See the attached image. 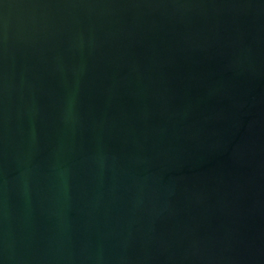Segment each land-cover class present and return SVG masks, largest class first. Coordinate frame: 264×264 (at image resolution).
I'll list each match as a JSON object with an SVG mask.
<instances>
[{
  "label": "water",
  "instance_id": "95a60500",
  "mask_svg": "<svg viewBox=\"0 0 264 264\" xmlns=\"http://www.w3.org/2000/svg\"><path fill=\"white\" fill-rule=\"evenodd\" d=\"M0 264H264V0H0Z\"/></svg>",
  "mask_w": 264,
  "mask_h": 264
}]
</instances>
